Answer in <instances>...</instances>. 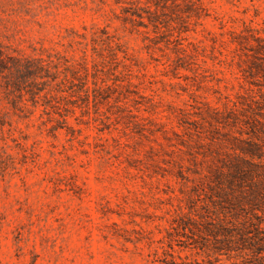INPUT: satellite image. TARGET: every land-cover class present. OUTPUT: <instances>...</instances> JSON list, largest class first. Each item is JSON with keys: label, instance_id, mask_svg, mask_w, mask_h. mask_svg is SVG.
<instances>
[{"label": "rangeland", "instance_id": "374dc122", "mask_svg": "<svg viewBox=\"0 0 264 264\" xmlns=\"http://www.w3.org/2000/svg\"><path fill=\"white\" fill-rule=\"evenodd\" d=\"M0 264H264V0H0Z\"/></svg>", "mask_w": 264, "mask_h": 264}]
</instances>
